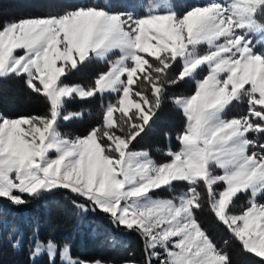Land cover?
<instances>
[{"label":"snow or ice","instance_id":"obj_1","mask_svg":"<svg viewBox=\"0 0 264 264\" xmlns=\"http://www.w3.org/2000/svg\"><path fill=\"white\" fill-rule=\"evenodd\" d=\"M91 64L107 70L88 85L70 83ZM8 79L46 111L0 112V201L21 207L59 196L67 218L100 217L119 234H105L111 251L123 254V237H135L142 254L80 261L37 228L31 264H233L231 241L264 264V0H197L183 12L173 0H141L139 10L83 0L0 19V80ZM188 82L191 95H169ZM97 98L101 123L85 136L62 131L84 115L69 102ZM166 101L185 122L179 149L165 133L168 159L157 162L135 143ZM205 207L229 232L223 247L198 220ZM5 245L24 247L18 230L0 235V253Z\"/></svg>","mask_w":264,"mask_h":264},{"label":"trees","instance_id":"obj_2","mask_svg":"<svg viewBox=\"0 0 264 264\" xmlns=\"http://www.w3.org/2000/svg\"><path fill=\"white\" fill-rule=\"evenodd\" d=\"M83 0H0V19L9 20L25 16L46 14L55 10L62 4L73 5ZM112 4L119 10H139L141 0H111ZM196 0H173L178 12H183L186 7L196 3ZM106 66L91 64L71 77L70 83L88 85L97 73L106 71ZM195 85L192 82L181 83L175 89L169 90V95H191ZM99 99L69 102L68 109L73 111H84L82 119H73L70 123L62 125V131L69 132L74 136L86 134L97 124L102 122V112L99 107ZM46 111V105L42 98L37 99L30 94L24 84L15 79L0 80V112L7 116H31L42 115ZM246 112V108H234L228 115L240 116ZM184 117L169 102H165L163 108L155 118L152 130L143 138H137L136 148L148 149L151 156L156 160L168 159L162 155V151L169 145L165 133L171 136V147L178 150L179 145L175 139L178 132L184 126ZM264 142V141H262ZM163 195H168L163 193ZM239 204H244L241 196ZM64 201L59 197H49L39 200L34 206H11L7 202L0 201V235H6L12 229L18 230L23 238L24 247L19 251H12L6 245L0 253V264H31L28 256V241L34 229L39 230L41 240L51 238L60 247L67 244L71 255L80 261H94L103 259L117 262L127 258L128 250H135V259L142 257L140 243L135 237H123L129 245L123 250V254L111 251L105 241V234L115 233L106 221L100 217L89 216L84 221L72 220L63 212ZM234 211H239V208ZM198 220L202 228L206 230L210 238L219 247H223L225 240H231L229 232L218 222L214 215L207 210L198 214ZM233 264H258L259 258L243 254L239 245L231 241L227 247ZM38 264H43L39 261Z\"/></svg>","mask_w":264,"mask_h":264},{"label":"rangeland","instance_id":"obj_3","mask_svg":"<svg viewBox=\"0 0 264 264\" xmlns=\"http://www.w3.org/2000/svg\"><path fill=\"white\" fill-rule=\"evenodd\" d=\"M15 117H18V116H15ZM89 132V131H88ZM88 132L86 133V134H84V135H80V136H85V135H87L88 134ZM169 146V145H168ZM167 146V147H168ZM166 147V148H167ZM165 148V149H166ZM135 150H137V151H142V150H146V151H148L149 153H150V151L148 150V149H144V148H136ZM162 153V152H161ZM150 155H151V153H150ZM152 157V156H151ZM153 158V157H152ZM154 159V158H153ZM154 160H156V159H154ZM167 159H162V160H156L157 162H164V161H166ZM168 194V193H167ZM164 196H167V195H164ZM63 247V246H62ZM73 257V256H72ZM73 258H75V257H73ZM75 259H77V258H75ZM79 260V259H78ZM31 263V262H30Z\"/></svg>","mask_w":264,"mask_h":264}]
</instances>
